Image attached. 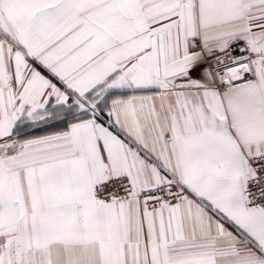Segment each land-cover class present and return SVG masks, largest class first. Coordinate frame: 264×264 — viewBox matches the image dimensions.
Segmentation results:
<instances>
[{"label":"snow or ice","instance_id":"snow-or-ice-1","mask_svg":"<svg viewBox=\"0 0 264 264\" xmlns=\"http://www.w3.org/2000/svg\"><path fill=\"white\" fill-rule=\"evenodd\" d=\"M0 264H264V0H0Z\"/></svg>","mask_w":264,"mask_h":264}]
</instances>
